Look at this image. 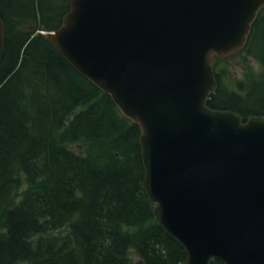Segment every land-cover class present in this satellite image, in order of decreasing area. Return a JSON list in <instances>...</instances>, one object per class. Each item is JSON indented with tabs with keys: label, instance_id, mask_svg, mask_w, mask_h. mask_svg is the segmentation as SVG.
<instances>
[{
	"label": "water",
	"instance_id": "95a60500",
	"mask_svg": "<svg viewBox=\"0 0 264 264\" xmlns=\"http://www.w3.org/2000/svg\"><path fill=\"white\" fill-rule=\"evenodd\" d=\"M264 0H69L45 35L140 127L142 187L184 264H264V115L213 110L214 56ZM0 20V58L3 50Z\"/></svg>",
	"mask_w": 264,
	"mask_h": 264
},
{
	"label": "trees",
	"instance_id": "16d2710c",
	"mask_svg": "<svg viewBox=\"0 0 264 264\" xmlns=\"http://www.w3.org/2000/svg\"><path fill=\"white\" fill-rule=\"evenodd\" d=\"M68 9V0H0V264H132L131 250L143 264H183L142 187L139 126L40 33ZM243 51L263 73L232 88L217 60L206 105L245 119L264 115V7ZM75 142L84 155L67 148Z\"/></svg>",
	"mask_w": 264,
	"mask_h": 264
},
{
	"label": "rangeland",
	"instance_id": "374dc122",
	"mask_svg": "<svg viewBox=\"0 0 264 264\" xmlns=\"http://www.w3.org/2000/svg\"><path fill=\"white\" fill-rule=\"evenodd\" d=\"M218 64L217 69L222 73L224 83L232 88H235L236 82L246 83L263 73L262 65L241 50L220 58ZM67 148L78 155H84L86 145L83 142H75L68 144ZM129 258L132 264L140 262L138 256L132 250L129 252Z\"/></svg>",
	"mask_w": 264,
	"mask_h": 264
}]
</instances>
